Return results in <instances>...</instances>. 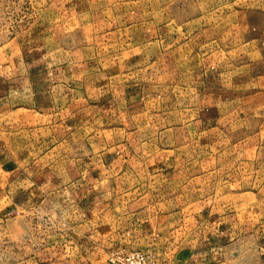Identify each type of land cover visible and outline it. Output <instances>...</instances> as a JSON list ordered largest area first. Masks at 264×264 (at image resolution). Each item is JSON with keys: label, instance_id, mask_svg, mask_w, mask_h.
Returning <instances> with one entry per match:
<instances>
[{"label": "crops", "instance_id": "obj_1", "mask_svg": "<svg viewBox=\"0 0 264 264\" xmlns=\"http://www.w3.org/2000/svg\"><path fill=\"white\" fill-rule=\"evenodd\" d=\"M91 2L74 13L83 40L44 36L31 62L24 45L0 48V264H108L122 248L156 264H264L263 189L197 191L223 165L264 168V7L173 16L183 0ZM109 4L150 16H106ZM126 30L115 48L92 40ZM14 123L35 135L26 154Z\"/></svg>", "mask_w": 264, "mask_h": 264}, {"label": "rangeland", "instance_id": "obj_2", "mask_svg": "<svg viewBox=\"0 0 264 264\" xmlns=\"http://www.w3.org/2000/svg\"><path fill=\"white\" fill-rule=\"evenodd\" d=\"M201 1H204L203 3ZM77 0H0V48L3 46L10 49V43L17 42L18 44L24 45L29 54L28 57L31 61H34L37 56L38 49L42 46V38L45 36V41L47 40L48 35L49 38L53 41L52 38L55 36L56 43L64 42L70 43L73 38L78 40H83V34L74 36L71 31L75 29L84 30L85 28H89V25L84 24L83 21H79L76 19L75 10H84V11H95V7L92 5L90 0V5L87 3H83L82 5H75ZM264 0H183V3L169 5V14L173 16H228L229 13H235L232 11L237 10V16H262L259 12L261 8L264 7ZM144 5V6H143ZM139 7L127 6V5H116L109 4L107 7L108 13L106 16H116L117 14L121 16H150L147 12L148 4H143ZM249 6L251 9L253 7L257 12L247 13L245 14L246 7ZM97 8L101 9L103 6L97 5ZM166 5L157 6V16H166L168 10ZM146 10L147 13H144ZM149 11V10H148ZM115 23H113V27H115ZM111 26L104 25L101 30L108 29ZM139 29V27H137ZM130 31L126 30L123 33L122 37L116 36H96L92 38L95 44L101 49H111L117 47L124 38L130 36ZM132 37V36H131ZM121 40V42L118 41ZM91 40V39H90ZM50 42L51 47L54 45L53 42ZM126 42V40H125ZM47 43V41H46ZM1 59V56H0ZM25 126H21L20 123H14L12 130V137L14 141V145L16 146L17 140H22L23 142V150L13 148L18 154L23 151V154L28 152V148H34L33 144H35V135L24 133V137L27 139H22L16 136H20L22 129ZM7 132V134L10 133ZM244 134H239V136H243ZM4 134H0V141L5 143ZM37 145H35L36 147ZM14 151V152H15ZM37 149L32 151L30 156L36 155ZM15 152V153H16ZM16 153V154H17ZM17 154V155H18ZM246 155H244L245 157ZM256 159L259 156H254ZM264 158V155L260 156ZM238 161L243 160V157L240 156L237 158ZM173 166L171 168H174ZM264 167V166H262ZM162 168H165L162 166ZM186 172H190L187 167L183 168ZM217 169V167L215 168ZM214 170L211 168L208 171ZM248 172V178L246 179V173ZM214 175H208L205 181L201 182L200 186L193 185L189 186L193 188L195 191L197 187L198 192H207L210 193L209 199H218L221 197L223 193L228 191L230 192H241L245 190L254 191L263 189L262 192L264 194V168H257L255 165L246 166L244 163L230 164L226 166H221L219 170H215L213 172ZM205 187V189H203ZM221 195V196H220ZM196 198V194L191 195L189 192L188 196H178L177 201L179 203H186L190 200ZM264 203V196L260 198ZM242 197H237V203H242ZM237 209L243 210L245 209V204L237 206ZM244 211L241 215H244ZM30 213L25 212L24 210H15L6 216V219H10L13 217L16 218H27ZM35 220V219H34ZM42 221V220H41ZM45 224V219L43 220ZM34 231V230H33ZM31 236V235H30ZM37 235H33V240H29V243L35 242ZM37 245V244H36ZM13 246L12 250L16 252H20L22 249L20 243L11 244ZM26 250V249H25ZM5 252V243L4 241L0 242V254Z\"/></svg>", "mask_w": 264, "mask_h": 264}, {"label": "built area", "instance_id": "obj_3", "mask_svg": "<svg viewBox=\"0 0 264 264\" xmlns=\"http://www.w3.org/2000/svg\"><path fill=\"white\" fill-rule=\"evenodd\" d=\"M108 264H156V260L150 252L122 248L110 254Z\"/></svg>", "mask_w": 264, "mask_h": 264}]
</instances>
